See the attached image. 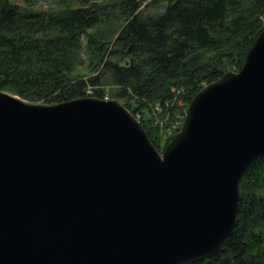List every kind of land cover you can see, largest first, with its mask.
<instances>
[{"label": "water", "instance_id": "water-1", "mask_svg": "<svg viewBox=\"0 0 264 264\" xmlns=\"http://www.w3.org/2000/svg\"><path fill=\"white\" fill-rule=\"evenodd\" d=\"M264 156V28L160 151L115 98L0 90V264H193L238 222Z\"/></svg>", "mask_w": 264, "mask_h": 264}, {"label": "trees", "instance_id": "trees-1", "mask_svg": "<svg viewBox=\"0 0 264 264\" xmlns=\"http://www.w3.org/2000/svg\"><path fill=\"white\" fill-rule=\"evenodd\" d=\"M68 1L80 5L37 10L1 0L0 88L60 102L90 95L89 85L104 98L112 85V97L144 109L141 123L158 148L197 91L241 68L264 28V0ZM82 49L95 74L70 75ZM193 264H264V156L241 180L234 232Z\"/></svg>", "mask_w": 264, "mask_h": 264}, {"label": "rangeland", "instance_id": "rangeland-1", "mask_svg": "<svg viewBox=\"0 0 264 264\" xmlns=\"http://www.w3.org/2000/svg\"><path fill=\"white\" fill-rule=\"evenodd\" d=\"M14 3H18L20 4L21 6L23 7H28V8H32V9H37V10H59V9H63L64 6H65V3H68L70 4L72 7H76L78 5H80V2L78 1H75V2H71L69 3L68 0H10ZM89 2H99V3H110V2H114V0H88ZM1 2V0H0ZM82 4V3H81ZM161 7V4L159 3L157 6H153L151 7L150 9L153 10V11H157L158 8ZM263 20H264V16H263ZM103 26V25H102ZM103 27H101L102 29ZM87 48V47H85ZM87 49H82L81 51V55H80V61L78 60L77 61V65H75L74 70H70V75H82V76H91L93 74H95L94 72H90L89 69H88V66H87V58H88V55H87ZM86 61V62H85ZM85 62V63H84ZM93 87L91 85L88 86L87 88V93L90 94L91 96H94V89H92ZM104 89L106 91L105 93V97L106 99H110V98H115L119 101H121L124 105V99L123 98H116V97H112L114 94L113 93H116L117 92V89L116 87L112 86V85H104ZM0 90H3V91H6L8 93H11L13 95H16L18 97H20L21 99L25 100V101H29V102H33V103H56V102H44V101H33V100H30V99H27L25 97H22L21 95L13 92V91H10V90H5V89H2L0 88ZM88 95V96H90ZM97 97V96H96ZM126 106V105H125ZM158 104L154 105V107H157ZM138 111H136V113H134V115L141 121V115L143 116V114L145 113L142 109H137ZM156 112H158L157 110H155ZM143 112V113H142ZM176 133V132H175ZM175 133H171V134H164V136L162 137L161 141H160V144L161 146L158 148L160 151H163L166 144L167 143H164L166 140H168V138H172L173 135ZM169 142V141H168ZM241 187V185H240ZM241 198V197H240Z\"/></svg>", "mask_w": 264, "mask_h": 264}, {"label": "built area", "instance_id": "built-area-1", "mask_svg": "<svg viewBox=\"0 0 264 264\" xmlns=\"http://www.w3.org/2000/svg\"><path fill=\"white\" fill-rule=\"evenodd\" d=\"M185 113H186V110H185ZM184 117L185 115H177V118L171 122L169 127L166 128V130L164 128L165 132H167L166 134L177 132L183 123Z\"/></svg>", "mask_w": 264, "mask_h": 264}, {"label": "bare ground", "instance_id": "bare-ground-1", "mask_svg": "<svg viewBox=\"0 0 264 264\" xmlns=\"http://www.w3.org/2000/svg\"><path fill=\"white\" fill-rule=\"evenodd\" d=\"M178 115H185V112H184V114L180 113V114H178Z\"/></svg>", "mask_w": 264, "mask_h": 264}]
</instances>
